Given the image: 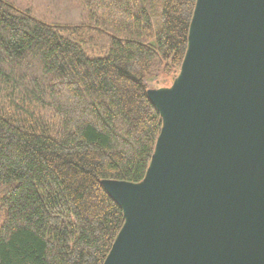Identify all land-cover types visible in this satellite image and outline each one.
<instances>
[{
	"label": "trees",
	"instance_id": "trees-1",
	"mask_svg": "<svg viewBox=\"0 0 264 264\" xmlns=\"http://www.w3.org/2000/svg\"><path fill=\"white\" fill-rule=\"evenodd\" d=\"M38 1L0 0V264H103L124 217L102 181L145 177L146 80L181 66L196 0Z\"/></svg>",
	"mask_w": 264,
	"mask_h": 264
},
{
	"label": "water",
	"instance_id": "water-1",
	"mask_svg": "<svg viewBox=\"0 0 264 264\" xmlns=\"http://www.w3.org/2000/svg\"><path fill=\"white\" fill-rule=\"evenodd\" d=\"M142 181L104 180L124 223L103 264H264V0H196Z\"/></svg>",
	"mask_w": 264,
	"mask_h": 264
},
{
	"label": "rangeland",
	"instance_id": "rangeland-1",
	"mask_svg": "<svg viewBox=\"0 0 264 264\" xmlns=\"http://www.w3.org/2000/svg\"><path fill=\"white\" fill-rule=\"evenodd\" d=\"M67 1V0H65ZM64 1V2H65ZM46 2H50V0H39L38 3L41 5L43 4V7H45L44 5H46ZM71 2H74V0H71ZM61 4L63 3L62 0L53 3L52 6H48L47 10L50 14H52V12H57V14L61 15L62 19L63 17H69V11L70 10H66V9H59L61 7H57V4ZM76 3V1H75ZM70 6V5H69ZM66 10V11H64ZM180 68H166L165 64H162L160 69L158 70V72H155L154 75H152V77H150V79L146 80L147 86H148V90H163V89H170L173 84L175 83V81L177 80L179 73H180ZM0 221H1V217H0Z\"/></svg>",
	"mask_w": 264,
	"mask_h": 264
}]
</instances>
